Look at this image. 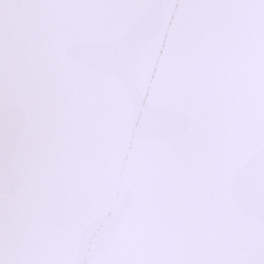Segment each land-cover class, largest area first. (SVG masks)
<instances>
[{
  "label": "water",
  "instance_id": "95a60500",
  "mask_svg": "<svg viewBox=\"0 0 264 264\" xmlns=\"http://www.w3.org/2000/svg\"><path fill=\"white\" fill-rule=\"evenodd\" d=\"M0 13V264L213 254L251 211L264 0H0Z\"/></svg>",
  "mask_w": 264,
  "mask_h": 264
},
{
  "label": "snow or ice",
  "instance_id": "6c2138e0",
  "mask_svg": "<svg viewBox=\"0 0 264 264\" xmlns=\"http://www.w3.org/2000/svg\"><path fill=\"white\" fill-rule=\"evenodd\" d=\"M258 145L251 211L237 213L234 222L218 232L213 254L177 264H264V124L260 127Z\"/></svg>",
  "mask_w": 264,
  "mask_h": 264
}]
</instances>
